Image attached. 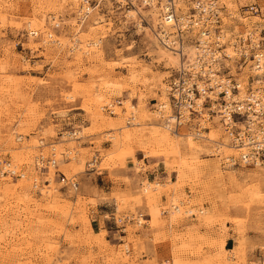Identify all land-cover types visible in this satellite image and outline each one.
I'll list each match as a JSON object with an SVG mask.
<instances>
[{"label": "rangeland", "instance_id": "obj_1", "mask_svg": "<svg viewBox=\"0 0 264 264\" xmlns=\"http://www.w3.org/2000/svg\"><path fill=\"white\" fill-rule=\"evenodd\" d=\"M222 2L264 48V0ZM133 5L102 0L78 20L80 0H0V160L23 173L0 176V264H264V163L225 165L237 150L215 118L214 143L161 128L178 59L157 43L161 6ZM249 63L223 62L243 89Z\"/></svg>", "mask_w": 264, "mask_h": 264}, {"label": "built area", "instance_id": "obj_2", "mask_svg": "<svg viewBox=\"0 0 264 264\" xmlns=\"http://www.w3.org/2000/svg\"><path fill=\"white\" fill-rule=\"evenodd\" d=\"M101 1L80 0L86 9L81 8L76 13V18L86 19L87 8L93 10ZM159 1L155 0L158 4ZM175 1H180L183 8H176ZM113 2L117 8L134 6V2L142 3L139 0ZM162 5L163 9H160L158 16L169 28L165 30L160 27L156 39L180 60L164 85L166 104L169 115L172 116V119L164 118L167 129L176 132L177 128L184 126L197 139L201 132L207 131L205 125L217 117L216 120L230 138V145L237 150L236 156L224 158L227 166H234L238 162L249 165L264 163V98L261 96L264 91V67L259 76L256 74L249 76L250 82L257 84V87L246 85V89H243L239 86L238 80L230 74L229 68L223 64L232 57H236L242 63L256 62L260 57L264 66L262 37H257L252 30H246V35L232 31V26L225 24L224 21L225 17L230 18L231 15L223 13L224 6L221 0H163ZM245 11L256 12V7L250 4ZM189 44L196 50L194 60L191 62L187 60L184 49L185 45ZM226 48L233 51L231 55L224 51ZM103 109L109 114L112 112L111 106L105 105ZM155 109L159 110L158 106ZM131 119L130 116L125 122L128 124ZM74 133L75 130H72L68 135L75 137ZM55 164L53 153L48 156L38 154L34 158V168L39 172L53 168ZM20 172L7 160H0V175L20 178L23 175L22 171ZM68 185L75 189L74 181H68ZM137 217L141 218L142 215L140 213L135 217L110 215L112 222L120 224L130 220L140 224Z\"/></svg>", "mask_w": 264, "mask_h": 264}, {"label": "bare ground", "instance_id": "obj_3", "mask_svg": "<svg viewBox=\"0 0 264 264\" xmlns=\"http://www.w3.org/2000/svg\"><path fill=\"white\" fill-rule=\"evenodd\" d=\"M74 1H76V0H74ZM223 1V0H222ZM140 2H142L141 4H144L145 5V3H148V5H145V6H153L155 3L156 4H158L157 2H155V0H140ZM144 2V3H143ZM163 0H160L159 1V4L157 5V6H161V8H159V11H160V9L162 10L163 9ZM174 4H175V7L177 8V7H180V8H183V4L180 2V1H175L174 2ZM81 8L82 9H86L85 8V6L82 4L81 5ZM80 8V9H81ZM80 9H79V11H80ZM127 10H130V8H128V9H126L125 11H127ZM89 12H90V8L88 9L87 8V13L89 14ZM224 12V11H223ZM228 12V11H227ZM160 22H161V19H160ZM226 22V21H225ZM226 24H227V22H226ZM234 26H235V24H234ZM160 27L161 28H163V29H165V30H167L169 27H168V25L166 24V23H162L161 22V24H160V26L158 27V29H160ZM233 28V27H232ZM158 29H157V31H156V36H157V34H158ZM244 29V28H243ZM245 30V29H244ZM239 32H241L242 34H244V35H246L245 33H246V30L243 32V31H239ZM34 33V32H33ZM157 43H158V41H157ZM95 44V43H94ZM158 45H159V48L161 49V50H164V51H166V52H168V53H170V54H172V55H174L175 57H177L172 51H170L169 49H167L166 47H164L162 44H160V42L158 43ZM184 49H185V52H186V56H187V60L189 61V62H191L192 60H194V57H195V49L193 48V46L192 45H185V47H184ZM224 51L227 53V54H229V55H231V53L233 52L232 50H230V49H228V48H226V49H224ZM177 59H178V63H179V58L177 57ZM252 61V60H251ZM261 61H262V58H258L257 59V61L256 62H251L250 63V65H249V70H250V72H251V74H256V75H258L259 76V74H260V72H262V70H263V64L261 63ZM248 67V66H247ZM246 68V67H245ZM248 73V72H247ZM135 77L136 76H133L132 75V78L133 79H135ZM137 80V79H136ZM255 82H258V81H255ZM240 83H243L242 82V80H240L239 79V81H238V84H240ZM114 85V84H113ZM116 85V84H115ZM240 87H242V85L240 84L239 85ZM244 86V85H243ZM119 87V86H118ZM255 87H257V85L255 86ZM264 90V89H263ZM261 96L264 98V91H262V94H261ZM161 110L162 111H164V112H166V114H164V116H162V118L161 119H163V123H162V126H161V128H163V130H166V131H168L169 132V130L167 129V127H166V125H165V121H164V118H167V119H172V116L171 115H169L170 113H169V110H168V105L166 104V102L164 103V104H161ZM134 113L135 112H133V110H130V113H129V117L131 116V120H130V123H128L127 125H139V122L138 121H136V117H135V115H134ZM110 114H114L113 113V111L110 113ZM128 117V118H129ZM159 117V114H157L156 115V119H159L158 118ZM128 118H127V120L126 121H128ZM216 119H217V117H216ZM215 119V120H216ZM218 121V120H217ZM138 127V126H137ZM205 127H206V125H205ZM186 127H184V126H181V127H179V128H177V130H176V132H172L171 134L173 135V137H175V138H182V137H189V138H191L193 141H196V138L192 135V134H190L188 131H187V133H180L182 130H189L188 128H186ZM190 131V130H189ZM170 133V132H169ZM78 134V132L77 131H75V133H74V135H75V137H76V135ZM205 132L203 133V132H201L200 133V135H199V137L202 139H208L209 141H213V143H214V141H216L215 140V137H209V138H206L205 137ZM70 137H72V138H74L73 136H70ZM19 138V137H18ZM17 138V139H18ZM20 139V138H19ZM197 139H199V138H197ZM227 139V138H226ZM230 140V139H229ZM228 146H229V148H230V150H234L233 149V146L232 145H230V144H228ZM220 147L221 148H223V147H227V145H226V143H217V145H216V147L214 148V147H212V149L211 150H209V153H211L212 155H214V156H216L217 155V153H219L220 152ZM228 148V147H227ZM228 148V149H229ZM53 150V149H52ZM222 151V150H221ZM236 152V151H235ZM222 153V152H221ZM237 154V153H236ZM210 155V154H209ZM219 155V154H218ZM224 155V154H223ZM53 156H56L55 155V153H53ZM229 156V155H228ZM231 156V155H230ZM220 157H221V155H220ZM225 157H227V155H225ZM224 157V158H225ZM9 162V161H8ZM11 165V164H10ZM226 165V164H225ZM243 165V164H242ZM12 166V165H11ZM55 166H56V164H55ZM13 167V166H12ZM15 168V167H14ZM55 167H50L49 169H47V171L48 170H50V169H54ZM213 168L214 169H216L217 170V167H215V166H213ZM16 170V169H15ZM184 172V171H183ZM216 173V172H215ZM217 175V174H216ZM0 176H3V175H0ZM22 177H23V175H22ZM22 177H20L19 179H21ZM184 177V176H183ZM18 178V177H17ZM147 188H150L149 187V185L147 186ZM147 188H145L144 190H143V192H145V193H147L146 191H147ZM174 207L175 208H177L175 205H173L172 206V209H174ZM175 210V209H174ZM178 210V208L176 209V211ZM179 212V211H178ZM125 223V222H124ZM123 223V224H124Z\"/></svg>", "mask_w": 264, "mask_h": 264}, {"label": "crops", "instance_id": "obj_4", "mask_svg": "<svg viewBox=\"0 0 264 264\" xmlns=\"http://www.w3.org/2000/svg\"><path fill=\"white\" fill-rule=\"evenodd\" d=\"M134 157H135L136 159H139V158L136 157L135 154H134ZM152 159H153V160H156V163H154V162L151 163V164H154V166H151V168L147 170V174H149V176L152 175L151 178H155L156 175L158 176V173H159V172H160V173H161V172L163 173L164 171H158L157 168H156V165H157L158 163H161L162 160H160L159 158H152ZM139 160H140V159H139ZM161 201H163V200L161 199ZM144 221H148V219H145Z\"/></svg>", "mask_w": 264, "mask_h": 264}]
</instances>
